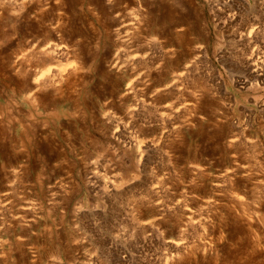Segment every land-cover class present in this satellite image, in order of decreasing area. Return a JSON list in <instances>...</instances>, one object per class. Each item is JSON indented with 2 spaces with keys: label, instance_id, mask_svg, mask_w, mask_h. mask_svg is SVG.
<instances>
[{
  "label": "rangeland",
  "instance_id": "1",
  "mask_svg": "<svg viewBox=\"0 0 264 264\" xmlns=\"http://www.w3.org/2000/svg\"><path fill=\"white\" fill-rule=\"evenodd\" d=\"M0 264H264V0H0Z\"/></svg>",
  "mask_w": 264,
  "mask_h": 264
},
{
  "label": "bare ground",
  "instance_id": "2",
  "mask_svg": "<svg viewBox=\"0 0 264 264\" xmlns=\"http://www.w3.org/2000/svg\"><path fill=\"white\" fill-rule=\"evenodd\" d=\"M226 2H227V1H226ZM225 5H226V4H225ZM233 6H234V5H233ZM227 7H228V6H227ZM157 10H158V9H157ZM220 13L223 14V12H220ZM218 16H219V14H218ZM222 16H223V15H222ZM219 18H220V16H219ZM223 19H224V18H223ZM261 19H262V18H261ZM233 21H234V20H233ZM233 21H232V22H233ZM235 21H236V20H235ZM229 24H230V23H229ZM235 24H236V23H235ZM232 25H233V23H232ZM250 34H251V33H250ZM258 35H259V33H258ZM222 50H223V49H222ZM220 51H221V50H220ZM222 53H223V52H222ZM224 54H226V53H224ZM251 54H252V53H251ZM221 55H223V54H221ZM226 55H227V54H226ZM226 55H225V56H226ZM226 60H227V59H226ZM247 60H248V59H247ZM137 61H138V60H137ZM145 61H146V60H145ZM249 61H251V60L249 59ZM252 61H254V60H252ZM252 61H251L250 63H252V65H253V62H252ZM139 62H140V60H139ZM145 63H146V62H145ZM226 63H227V62H226ZM246 63H247V62H246ZM131 64H133V63H131ZM146 64H147V63H146ZM241 64H242V63H241ZM247 64H248V63H247ZM256 64H257V63H256ZM133 65H134V64H133ZM142 65H143V63H142ZM229 65H231V64L229 63ZM229 65H228V66H229ZM244 65H245V64H244ZM247 66H248V65H247ZM249 66H251V65L249 64ZM257 66H258V65H257ZM229 67H230V66H229ZM252 67H253V66H252ZM255 68H256V67H255ZM242 69H243V68H242ZM248 69H249V68H248ZM253 70H254V69H253ZM232 71H233V70H232ZM233 72H234V71H233ZM180 76H182V75H180ZM180 76H179V77H180ZM248 79H249V78H248ZM41 80H42V79H41ZM179 80H180V78H179ZM37 81H39V80H37ZM45 81H46V80H45ZM41 82H42V81H41ZM48 82H49V81H48ZM39 83H40V81H39ZM42 83H43V82H42ZM45 83H47V82H45ZM51 83H52V82H51ZM242 83H243V82H242ZM243 84H245V83H243ZM40 86H41V85H40ZM44 86H47V85L44 84ZM53 87H54V86H53ZM41 89H42V88H41ZM234 143H235V142H234Z\"/></svg>",
  "mask_w": 264,
  "mask_h": 264
}]
</instances>
